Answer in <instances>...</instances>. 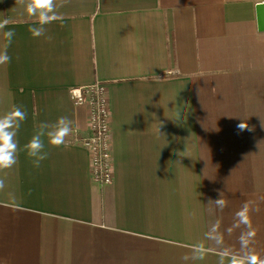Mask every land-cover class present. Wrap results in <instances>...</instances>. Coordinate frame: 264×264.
I'll list each match as a JSON object with an SVG mask.
<instances>
[{"label":"crops","instance_id":"crops-1","mask_svg":"<svg viewBox=\"0 0 264 264\" xmlns=\"http://www.w3.org/2000/svg\"><path fill=\"white\" fill-rule=\"evenodd\" d=\"M264 0H56L33 37L20 0H0V115L27 113L11 169H0V264H217L191 258L211 224L248 202L264 259ZM14 30L11 46L4 32ZM105 84L114 179L91 177L90 107L73 86ZM73 122L68 147L23 146L42 122ZM247 122L251 130H239ZM221 212L210 200L221 198ZM235 230L225 244L239 251ZM207 243V241H205ZM188 256V259L183 257ZM227 264V261H225Z\"/></svg>","mask_w":264,"mask_h":264},{"label":"clouds","instance_id":"clouds-1","mask_svg":"<svg viewBox=\"0 0 264 264\" xmlns=\"http://www.w3.org/2000/svg\"><path fill=\"white\" fill-rule=\"evenodd\" d=\"M27 15L35 18L34 26H30L28 31L33 37L43 36L45 26L53 23L62 17L57 12L56 0H20ZM9 24L8 20L0 22V29ZM15 32L12 29L4 32L7 45L11 46ZM11 61L7 53V48L0 52V64ZM27 119V113L21 107L16 106L11 111L0 115V169H11L17 163V153L20 145L17 141L18 132ZM264 127V119H261ZM238 129L251 130L247 122L238 125ZM73 131V122L67 117L61 116L54 123L42 122L38 125L30 140L23 146L28 158L35 167L48 158L45 150V139L53 147H68L66 138ZM4 187V180L0 179V189ZM219 199L210 200L209 204L214 205L221 212L228 206V201L220 193ZM250 204L246 202L234 214L233 223L222 230V221L217 220L211 224L210 229L205 233L204 240L195 243L191 247V258L193 260H204L205 257L215 250L218 256L217 264H264L262 259L252 248L251 245L256 237V231L252 226ZM240 230L238 236L239 251L232 249L225 244V234L231 236L235 230ZM207 241V243H205ZM188 259V256L183 257Z\"/></svg>","mask_w":264,"mask_h":264},{"label":"built area","instance_id":"built-area-1","mask_svg":"<svg viewBox=\"0 0 264 264\" xmlns=\"http://www.w3.org/2000/svg\"><path fill=\"white\" fill-rule=\"evenodd\" d=\"M69 93L75 104L90 107L87 131L80 133L76 129L73 142L79 143L88 151L92 179L100 185L110 184L114 179V163L111 110L106 86L96 81L88 85L73 86Z\"/></svg>","mask_w":264,"mask_h":264},{"label":"water","instance_id":"water-1","mask_svg":"<svg viewBox=\"0 0 264 264\" xmlns=\"http://www.w3.org/2000/svg\"><path fill=\"white\" fill-rule=\"evenodd\" d=\"M257 18L260 30H264V3L257 5Z\"/></svg>","mask_w":264,"mask_h":264}]
</instances>
